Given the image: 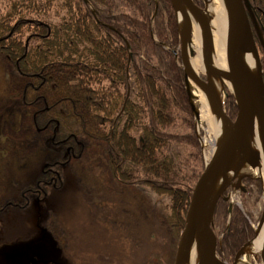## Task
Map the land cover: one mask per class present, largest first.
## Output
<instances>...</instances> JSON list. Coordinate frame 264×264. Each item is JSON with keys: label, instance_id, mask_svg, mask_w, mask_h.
Instances as JSON below:
<instances>
[{"label": "trees", "instance_id": "1", "mask_svg": "<svg viewBox=\"0 0 264 264\" xmlns=\"http://www.w3.org/2000/svg\"><path fill=\"white\" fill-rule=\"evenodd\" d=\"M193 1L202 6L201 0ZM249 2L264 36V0ZM53 7L63 12L54 13L56 21L50 16ZM255 38L264 83V52ZM178 47L169 0H9L0 15V55L25 79L15 102L28 111L33 129L49 131L47 151L57 155L36 182L46 184L47 177L58 184L59 170L51 172L49 166L79 155L78 136L96 139L106 145L113 177L170 196L165 219L177 240L191 188L203 169L184 73L175 56ZM225 104L234 118L231 94ZM177 119L186 128L182 133L166 129ZM182 143L192 148L183 162ZM240 184L243 207L246 201L261 203L259 179L244 175ZM225 194L217 199L212 226L220 237L217 255L232 261L254 230L249 210L244 208L245 215Z\"/></svg>", "mask_w": 264, "mask_h": 264}, {"label": "rangeland", "instance_id": "2", "mask_svg": "<svg viewBox=\"0 0 264 264\" xmlns=\"http://www.w3.org/2000/svg\"><path fill=\"white\" fill-rule=\"evenodd\" d=\"M8 3L9 0H0V15L7 10ZM218 3L216 0L213 4ZM56 10L53 7L50 11L54 21L58 20L54 13H63ZM23 82L25 79L0 55V205H11L0 209V264H29L24 257L5 256L15 252L13 248H24L25 243L41 249L46 260L43 264H172L178 238L173 237L165 219L170 210V196L113 177L106 161L105 143L78 136L79 155L70 157L66 163L49 166L51 172L59 170L58 184L54 180L49 182L47 177L46 184L36 182L43 169L41 165L52 164L57 155L47 151L49 131L33 129L28 111L15 102ZM105 84L104 81L102 85ZM224 88L232 95L230 88L226 85ZM225 100L224 97V105ZM175 123L174 128L166 129L184 132L186 128L178 124V119ZM196 126V138L204 148V155L199 148L204 167L214 149L215 138L207 130L205 120L197 119ZM180 147L183 162L182 156L192 148L187 143ZM242 175L258 176L247 165L242 166L226 184L223 194L230 205L234 204L245 215L244 208L248 209L247 220L256 226L254 220L261 211V203L246 201L247 206H242L243 186L238 184ZM31 187H36V192L24 191ZM257 256L259 253H248L247 262L261 264Z\"/></svg>", "mask_w": 264, "mask_h": 264}, {"label": "water", "instance_id": "3", "mask_svg": "<svg viewBox=\"0 0 264 264\" xmlns=\"http://www.w3.org/2000/svg\"><path fill=\"white\" fill-rule=\"evenodd\" d=\"M86 1V0H84ZM175 15L176 6L174 0H169ZM225 4V27L223 37V52L226 62V68H216L211 64L208 58V49L212 44L210 34L204 37L201 43V53L206 64V70L202 73L205 79H202L199 74L194 73L188 65L186 53L187 35L178 28L179 32V56L184 72L185 85L187 88L188 78L195 81L202 87L207 86L209 74L225 75L230 80L232 89L231 93L236 104L235 119L228 117L225 110L217 104L210 92L209 99L212 104L215 114L222 113L234 123L232 128L226 132L221 141L214 147L211 156L205 160L204 167L200 173L189 199L188 208L184 218V225L179 233L173 264H192L186 256V251L189 248L196 231L203 229L205 238L201 249L193 262V264H237L240 252L243 247L249 243L248 241L234 256L232 262H223L216 255L217 238L212 229L213 212L217 199L223 195L224 186L216 195L211 197L209 191L210 179L218 172H226L233 158L236 156L239 159L238 169L247 165L253 169L258 165H262L264 169V83L262 79V65L254 40L252 26L264 50V41L260 30L257 26L252 8L248 0H224ZM189 5L192 9L202 14L209 27L210 21L206 14V7L197 6L192 0H189ZM177 21V17H176ZM252 24V25H251ZM178 26V22H177ZM244 54H251L256 64V70L252 69L244 60ZM187 93L190 92L187 88ZM226 96V94H225ZM191 108L194 118H197V112L194 104L191 102ZM255 119L259 127V147L255 149L250 146L246 140V130ZM238 170V171H239ZM237 171V172H238ZM262 182L263 201L261 215L258 223H264V185L260 176H256ZM241 178V177H240ZM240 178L238 184L240 183ZM233 179V178H232ZM229 183V182H228ZM242 190L243 187H241ZM226 196L224 199L226 200ZM212 199V200H211ZM256 234V231H255ZM247 246V245H246ZM25 251L19 250L11 254H7L8 258L23 255ZM261 264H264V232L262 238L261 250L259 252Z\"/></svg>", "mask_w": 264, "mask_h": 264}, {"label": "bare ground", "instance_id": "4", "mask_svg": "<svg viewBox=\"0 0 264 264\" xmlns=\"http://www.w3.org/2000/svg\"><path fill=\"white\" fill-rule=\"evenodd\" d=\"M218 5L213 3L216 0H210L206 4V14L209 18L210 25L206 26V22L201 13L195 11L189 5V0H174L176 6V15L177 17L178 28L182 32H186L187 44H186V53L188 58V65L194 73L200 74L204 73L206 70V64L201 53V43L204 37H210L212 39V48L208 49V58L212 65L216 68H225L224 67V55H223V37H224V27H225V4L224 0H218ZM245 62L254 70H256V64L254 58L251 54L242 53ZM224 85L232 89L230 80L225 75L220 74H209L207 79V86L202 87L197 84L192 79L188 78L187 88L190 92V100L195 106L197 112V119H203L207 123V130L214 135L215 146L221 141L222 137L232 128L234 125L233 122L229 120L235 119L230 115L226 104L224 105ZM186 87V85H185ZM186 88V90H187ZM208 92L211 93L214 101L219 104L225 112L228 114V117L222 113L215 114L212 108L211 101L208 96ZM237 111V108H236ZM254 119L250 128L246 130V140L249 145L257 149L259 147V127ZM28 117V116H27ZM194 118V121H196ZM195 130H198L195 124ZM204 148H202V151ZM202 154L204 152H201ZM238 157H234L232 163L230 164L229 169L226 172L218 171L210 179L209 191L211 197L216 195V193L222 189L228 182L237 173L238 169ZM253 172L261 177L264 185V169L262 165H258L253 168ZM211 199V200H212ZM256 234L254 238L247 244L244 248V255L239 258L237 264H249L247 262L248 253L257 254L261 250L262 238L264 232V223H257L254 227ZM205 234L203 229L197 230L189 248L186 251V256L188 260L193 264L195 261L201 246L204 242Z\"/></svg>", "mask_w": 264, "mask_h": 264}, {"label": "flooded vegetation", "instance_id": "5", "mask_svg": "<svg viewBox=\"0 0 264 264\" xmlns=\"http://www.w3.org/2000/svg\"><path fill=\"white\" fill-rule=\"evenodd\" d=\"M28 250L31 252L28 253ZM29 254L30 255L32 254V257H30ZM22 257L26 258V260L29 264L34 263V262H35V264L46 263V260L44 259L45 255L42 253L41 249H39V248L35 249L32 246L27 247V252L24 255H22L21 258Z\"/></svg>", "mask_w": 264, "mask_h": 264}]
</instances>
